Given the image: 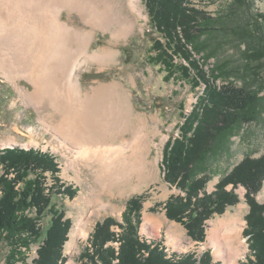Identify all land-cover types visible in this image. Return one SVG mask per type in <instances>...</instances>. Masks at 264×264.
<instances>
[{"label": "rangeland", "instance_id": "rangeland-1", "mask_svg": "<svg viewBox=\"0 0 264 264\" xmlns=\"http://www.w3.org/2000/svg\"><path fill=\"white\" fill-rule=\"evenodd\" d=\"M99 4L101 7L110 6L108 9L111 15L120 9L128 20L135 21L134 31L115 38L113 33L119 32V28L115 30L118 25L113 24L107 28L93 25L84 21L77 10H62V19L91 34L87 42L90 52L111 49L116 52L115 56L100 64L88 57L87 64L81 71V88L86 92L92 87L98 88L115 82L121 84L123 102L131 105L132 117L124 129L114 133L105 132L104 140L114 145L123 143L122 149L125 148L127 154L132 153L128 146L136 142V157L145 161L147 175L132 177L128 182H123L118 190V185L111 191L102 189L99 177L93 173L97 172L98 167L95 158H91L89 166L83 160L72 162V147L69 142H62L60 134L55 130L60 114L53 110L47 99L42 104L28 102L19 90L32 88L31 82L22 75H12L9 66L0 63V148L18 146L49 152L60 168L58 177L77 190L71 199L59 195L56 198L58 204L64 207L66 217L71 220L69 237L63 249V264H82L80 256L90 246L89 239L95 225L107 216L122 222L126 202L138 195L143 196L138 225L140 239L153 246L158 243L174 259L193 252L199 260L202 253L209 250L211 261L221 264V260L215 259L213 248L206 245L209 226L226 215L242 216L245 225L241 239L247 244V255L237 264L245 263L250 252L248 236L244 233L245 217L249 211L244 186L237 184L233 187L230 183L225 186L227 190H233L236 202L226 205L222 212L209 214L203 220L202 232L205 239L202 242L192 240L183 223L167 217L166 201L171 196H185L186 185L191 187L195 183L200 184L197 194L211 193L244 157L258 158L264 154V0H182L181 6L186 7L192 16L196 17L194 14L202 12L206 17L205 20L202 19V24H194L197 33H203L199 44L202 43L204 49L194 52L187 45L185 49L190 50V61L193 63L177 56H174V62L182 63L188 68L191 65L197 66L205 74L204 77L213 81L216 79L215 84L224 82L250 88L258 97L255 106L257 118L244 124L239 131L234 130L229 139L220 135L207 148L205 143L201 154L206 153L202 158L196 155L192 159L189 165L191 174L185 178L183 186L165 180L162 151L168 138L171 135L177 136V125L183 119L181 115H187L192 110L196 96L201 93L204 85L193 87L188 75L182 74L177 68L169 69L165 55L157 60L160 52L157 49L152 51L151 46L159 34L149 22L144 0H139L140 7L136 10L131 9V0H100ZM176 30L181 43L185 45L180 27ZM151 54L154 59L150 58ZM215 69H219V72H215ZM191 74L196 75V69L191 70ZM90 127L93 128V125ZM108 156L115 162L118 155L111 153ZM48 180L51 182L50 178ZM255 199L259 203L264 202V180ZM141 212L145 217H154V225L147 221L141 222ZM112 230L121 232L118 225L112 226ZM113 244L118 245L117 242ZM36 248V244L31 245L24 264H31L32 258L36 256ZM6 252L7 245L0 238V264H5Z\"/></svg>", "mask_w": 264, "mask_h": 264}, {"label": "trees", "instance_id": "trees-1", "mask_svg": "<svg viewBox=\"0 0 264 264\" xmlns=\"http://www.w3.org/2000/svg\"><path fill=\"white\" fill-rule=\"evenodd\" d=\"M144 1L149 22L159 34L151 46L152 51L157 49L160 52L157 60L166 56L169 69L177 68L188 75L193 87L204 85L196 96L192 110L187 115H181L183 119L177 125V136L171 135L162 151L165 180L183 186L185 178L190 177L192 159L196 155L202 158L206 153L201 154L205 143L207 148L220 135L229 139L232 133L257 118L255 106L258 97L250 88L224 82L215 84L216 79L213 81L204 77L205 74L197 66L188 68L174 62V56H177L193 63L190 61V50L185 49L187 45L194 52L204 49L202 43L199 44L203 33L194 29V24H202L205 20L204 13L192 16L186 7L181 6L182 0ZM177 25L185 45L177 34ZM150 56L154 59L152 54ZM190 69H196L198 75H192ZM59 171L55 157L49 152L18 146L0 148V238L7 245L5 264H24L32 244H36L37 248L31 264H63L65 261L63 249L69 237L71 220L56 198L59 195L71 199L77 190L62 182L58 177ZM263 180L264 154L258 158L246 156L213 192L199 195L197 188L200 184L195 183L196 186L186 185L185 196H171L166 201V215L183 223L192 240L202 242L205 239L203 220L236 202L233 190H227L225 186L240 184L246 188L245 197L249 205L244 233L248 236L250 256L242 264H264V202L259 203L255 199ZM142 198L138 195L128 199L122 222L107 216L95 225L89 239L90 246L80 256L82 264H214L209 250L204 251L199 260L193 252L174 259L158 243L153 246L141 240L138 225ZM114 225H118L121 232H114Z\"/></svg>", "mask_w": 264, "mask_h": 264}, {"label": "bare ground", "instance_id": "bare-ground-1", "mask_svg": "<svg viewBox=\"0 0 264 264\" xmlns=\"http://www.w3.org/2000/svg\"><path fill=\"white\" fill-rule=\"evenodd\" d=\"M99 1L0 0V63L7 64L12 75H22L31 82L32 88H19L28 102L49 101L61 116L55 130L62 142H69L72 147V162L83 160L89 166L91 158H95L98 167L93 173L99 177L101 188L111 191L136 175H147L145 161L136 157V142L128 146L132 153L127 154L123 143L114 145L104 140L105 132L124 129L131 120L132 107L123 102L118 82L82 90L80 76L88 57L100 64L116 52H90L87 42L91 34L70 25L61 16L63 9L77 10L84 21L93 25H118L115 30L119 28V32L113 33L115 38L134 31V20H128L120 9L111 15L110 6L101 7ZM130 7L138 9L139 0H131ZM111 153L118 155L115 162L109 159ZM244 225L242 216L226 215L209 226L206 245L213 248L215 259L221 260V264H237L247 255V244L241 239Z\"/></svg>", "mask_w": 264, "mask_h": 264}, {"label": "crops", "instance_id": "crops-1", "mask_svg": "<svg viewBox=\"0 0 264 264\" xmlns=\"http://www.w3.org/2000/svg\"><path fill=\"white\" fill-rule=\"evenodd\" d=\"M143 221H147L148 223H150L151 225H154V217H151V216H144V213L141 212V222ZM152 222V223H151Z\"/></svg>", "mask_w": 264, "mask_h": 264}, {"label": "built area", "instance_id": "built-area-1", "mask_svg": "<svg viewBox=\"0 0 264 264\" xmlns=\"http://www.w3.org/2000/svg\"><path fill=\"white\" fill-rule=\"evenodd\" d=\"M152 240H148V242H151Z\"/></svg>", "mask_w": 264, "mask_h": 264}, {"label": "water", "instance_id": "water-1", "mask_svg": "<svg viewBox=\"0 0 264 264\" xmlns=\"http://www.w3.org/2000/svg\"><path fill=\"white\" fill-rule=\"evenodd\" d=\"M8 147H13V146H8Z\"/></svg>", "mask_w": 264, "mask_h": 264}]
</instances>
